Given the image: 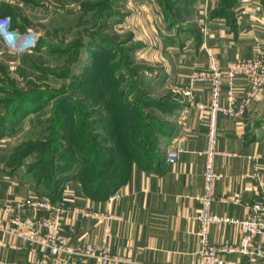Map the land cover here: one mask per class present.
Listing matches in <instances>:
<instances>
[{
	"label": "crops",
	"instance_id": "obj_1",
	"mask_svg": "<svg viewBox=\"0 0 264 264\" xmlns=\"http://www.w3.org/2000/svg\"><path fill=\"white\" fill-rule=\"evenodd\" d=\"M220 3L221 0H192L193 29L190 28L192 32L187 30L190 33L182 47V59L179 58L173 68L175 77L184 86L189 72L207 67L210 57L223 67L235 60L257 55L264 57V1L235 0L227 14H213ZM27 8L23 0H0V16L10 15L12 26L18 31H24L25 26L16 16L19 11L26 12ZM245 84L242 76H236L235 96L242 94ZM226 89L224 79L220 95L222 102L225 101ZM208 94L207 82L194 85L197 102H207ZM263 98L264 89L245 108L243 116L220 113L216 122L218 154L213 162L221 178L215 185L216 200L211 204V210L231 219L247 217L251 213L250 205L262 197L256 179L245 174V155L258 156L264 188V117H259L261 108L258 104ZM174 119L173 134L163 146L162 157L146 168L131 164L118 198L112 201L89 198L73 177L63 182L55 202L102 212L109 210L120 216V219L110 222L113 232L111 248L118 255L147 264L199 263L196 215L198 194L203 185L208 114L195 105H187L175 112ZM4 142L0 141V220H4L1 209L7 201L26 197L48 199L41 188L25 175L23 167L14 169L6 165L8 152L2 147ZM173 147L180 148V152L176 161L169 165L164 155ZM227 196H237L240 201L222 200ZM24 212L37 216L42 214L39 210L24 209ZM61 216L63 233L71 244L99 240L104 222L79 216L72 210L64 211ZM207 229L209 240L216 245L235 244L240 238V228L234 223L210 224ZM263 241L264 237L258 235L255 244L263 246ZM221 256L228 263L249 262L246 256L235 252H225ZM50 261L45 251L0 232V264ZM263 261L261 256L251 260L253 264ZM69 264L94 263L84 260Z\"/></svg>",
	"mask_w": 264,
	"mask_h": 264
},
{
	"label": "rangeland",
	"instance_id": "obj_2",
	"mask_svg": "<svg viewBox=\"0 0 264 264\" xmlns=\"http://www.w3.org/2000/svg\"><path fill=\"white\" fill-rule=\"evenodd\" d=\"M23 1L27 11L16 18L35 44L18 53L0 43V117L19 107L5 118L0 138L8 156L36 143L23 158L24 169L34 165L63 124L66 136L57 139L63 156L89 152L96 160L89 147L97 134L98 145L124 152L117 136L124 121L141 112L158 120L170 101L179 105L162 118L174 127L184 85L173 68L193 29L192 0ZM258 104L264 117V98Z\"/></svg>",
	"mask_w": 264,
	"mask_h": 264
},
{
	"label": "built area",
	"instance_id": "obj_3",
	"mask_svg": "<svg viewBox=\"0 0 264 264\" xmlns=\"http://www.w3.org/2000/svg\"><path fill=\"white\" fill-rule=\"evenodd\" d=\"M10 17L2 14L0 21H5ZM7 31L14 34L11 43L6 41ZM36 42L34 36L25 31H18L0 24V43L12 52H20L31 46L26 47V40ZM208 66L202 69H192L186 79V85L181 91L183 106L195 105L204 109L208 114L206 134L207 142L205 155V167L202 173L203 185L198 194L199 208L196 219L199 226L196 232L198 239V264H233L223 260L222 254L225 252H235L247 257L249 262L241 264H253V257L261 256L264 260V248L255 244L258 235L264 237V188L263 178L260 173L258 156L256 154L245 155V174L256 179L260 187L262 197L250 205L251 213L247 217L231 219L225 215H219L211 210V204L216 200L215 185L221 178V173L216 171L214 156L217 150V129L216 122L218 115L223 113L232 117L243 116L245 108L256 98L261 90L264 89V57L257 55L251 58L235 60L223 67L213 57L208 60ZM236 76H242L245 81V88L241 95H234ZM226 81L227 89L225 101L221 100V90L223 81ZM207 82L209 86V99L207 102H197L194 97V85L198 82ZM180 148L173 147L165 152L164 159L172 165L178 158ZM120 196V189L112 193L107 199L112 201ZM222 200H229L239 203L237 196H227ZM24 209L31 211H42L40 216L35 214L23 213ZM66 210L76 211L79 216L94 218L104 222L101 229V236L94 242H77L75 245L69 242L68 236L63 233L62 213ZM4 220H0V232L12 235L33 247L46 252L50 257L49 263L38 264H69L71 262L91 260L94 264H147L131 259L127 256L118 255L111 248L113 232H111L110 222L120 219L111 211L102 212L83 206H72L63 202L53 203L44 198L26 197L22 200L7 201L2 206ZM225 222L237 224L240 228V238L235 244L216 245L208 238V226L210 224H223ZM264 243V241H263ZM264 264V261L261 263Z\"/></svg>",
	"mask_w": 264,
	"mask_h": 264
},
{
	"label": "trees",
	"instance_id": "obj_4",
	"mask_svg": "<svg viewBox=\"0 0 264 264\" xmlns=\"http://www.w3.org/2000/svg\"><path fill=\"white\" fill-rule=\"evenodd\" d=\"M234 1L221 0L220 6L212 13L216 15L227 14V9L232 6ZM107 15L109 16V13ZM178 105V102L170 101L160 111L161 115L158 120L147 119L141 112L137 115L139 119L136 116L129 117L124 121V125L128 124L127 127H123L121 131L119 130L120 133H117L118 138L123 141L124 152L116 147L114 148L112 143L107 144L104 148L101 147L95 141L98 140L100 135H92L95 143H92L93 147H89V150L96 158L93 161L90 160V156H87L89 152L76 156H72L73 152L64 156L61 155L60 141L57 139L66 136L64 133L66 125L63 124L62 130L55 137V142L48 148H42V154L37 155L36 163L25 166V175L39 189L41 188L42 193L47 195L48 200L53 203L56 202L63 182L73 177L82 185L85 194L89 198L95 200L106 199L120 189L123 180L129 173L131 164L146 168L162 157L163 146L167 144L173 133V123L164 122L162 117L165 114L170 115L172 109L177 108ZM26 108L33 109L31 104ZM18 111L19 107H14L5 117H0V138L4 137L6 133L7 122L5 118H8L9 115H16ZM138 124L141 127H138ZM48 142L50 143L51 140ZM37 147L36 143L23 145L17 150L18 152H15L16 154L7 157L6 165L14 169L23 167L24 156L33 152ZM57 154L61 157H56ZM87 159L89 161H86Z\"/></svg>",
	"mask_w": 264,
	"mask_h": 264
},
{
	"label": "clouds",
	"instance_id": "obj_5",
	"mask_svg": "<svg viewBox=\"0 0 264 264\" xmlns=\"http://www.w3.org/2000/svg\"><path fill=\"white\" fill-rule=\"evenodd\" d=\"M10 23H11V18L10 17L6 18L5 21H0V24L8 26V27H10ZM5 32H6V37H5L6 41L11 43L13 41L14 34L11 33V32H8L7 31V27L5 28Z\"/></svg>",
	"mask_w": 264,
	"mask_h": 264
},
{
	"label": "bare ground",
	"instance_id": "obj_6",
	"mask_svg": "<svg viewBox=\"0 0 264 264\" xmlns=\"http://www.w3.org/2000/svg\"><path fill=\"white\" fill-rule=\"evenodd\" d=\"M33 44V40H31V39H28V40H26V43L24 44L26 47H28V46H30V45H32Z\"/></svg>",
	"mask_w": 264,
	"mask_h": 264
}]
</instances>
